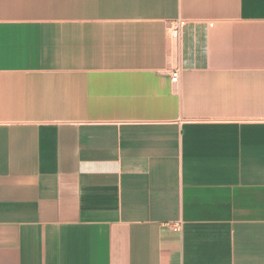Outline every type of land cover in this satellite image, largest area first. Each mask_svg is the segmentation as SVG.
<instances>
[{
  "label": "crops",
  "instance_id": "1",
  "mask_svg": "<svg viewBox=\"0 0 264 264\" xmlns=\"http://www.w3.org/2000/svg\"><path fill=\"white\" fill-rule=\"evenodd\" d=\"M0 264H264V0H0Z\"/></svg>",
  "mask_w": 264,
  "mask_h": 264
},
{
  "label": "built area",
  "instance_id": "2",
  "mask_svg": "<svg viewBox=\"0 0 264 264\" xmlns=\"http://www.w3.org/2000/svg\"><path fill=\"white\" fill-rule=\"evenodd\" d=\"M185 21L182 19L173 20L169 24V36L171 39L179 41L182 37V31L185 27ZM210 27H214V23L210 24ZM172 82L179 83L181 79V73L179 70H175L172 75Z\"/></svg>",
  "mask_w": 264,
  "mask_h": 264
}]
</instances>
